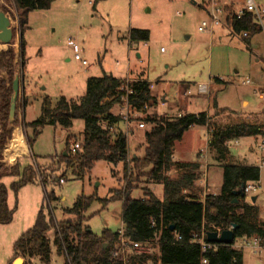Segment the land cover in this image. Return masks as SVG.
I'll use <instances>...</instances> for the list:
<instances>
[{"label": "rangeland", "instance_id": "374dc122", "mask_svg": "<svg viewBox=\"0 0 264 264\" xmlns=\"http://www.w3.org/2000/svg\"><path fill=\"white\" fill-rule=\"evenodd\" d=\"M255 1L264 5V0ZM90 3L94 1L55 0L49 9L29 14L28 25L22 36L25 43L24 67H21L19 59L15 66L16 72L20 73L24 81L29 102L23 115L26 122H32L41 116L44 98L49 97L53 104L61 97L74 100L81 98L86 93L89 78L120 75L130 69L135 74H144L149 82L156 84L158 105L150 113L177 116L172 115L177 113L176 108H165L162 104H166L167 100L171 104H175L176 100L178 102V89L181 92L183 89L189 90L196 97L199 86L210 83L213 86H210L209 93L199 95L204 98L203 103L190 106L186 111H206L213 116L215 111L223 110L218 118L213 117L215 119H212V123L224 127L248 124L264 128V33L247 43L248 47L232 35L231 38L225 36L220 40L216 29L214 34L209 30L200 32L201 23L209 20V16L192 0H105L96 5ZM0 8L8 15L15 33L13 44L0 45V51L13 47L19 56L20 33L15 22L16 8L12 0H0ZM133 29L149 31V41L131 43L128 35ZM69 39H74L79 44L82 59L87 61L88 66H83L74 59V54L68 47ZM0 78L8 80L5 72H1ZM163 90L167 93L164 92L166 96ZM21 93L23 95L20 84L16 112L19 125L14 128V133L25 123L20 125L19 121V110L24 106ZM245 102L247 105H244ZM115 109L116 116L124 117L127 114L123 106ZM134 119L136 118L124 121L121 125L128 137L130 167L133 155L143 154V133L147 129H139V124L132 121ZM84 128L82 120H75L69 131L44 128L33 142L35 159L30 152L26 159L7 157L13 133L4 151V160L1 161L5 165L2 173L8 174L19 162L20 170L31 168L34 178L32 183L22 187L18 193L14 192L11 185L19 181V178L6 177L0 181L8 189L7 206L13 212L11 223H0V264L10 263L14 244L33 228L42 208L48 220L52 217L55 222H63L73 219L66 210L73 208L78 199L92 197L94 202L84 213L85 225L91 232L100 237L104 230L117 233L122 228V201L113 199L127 187L128 177H125L124 166L102 161L96 163L91 172L79 177L60 161L67 140H71L70 145L81 141ZM28 133L31 136L30 130ZM211 138L212 134L207 128L194 127L186 132L182 143L176 144L174 155L185 161L194 160L199 151L198 156L205 155L203 173L199 179L203 181L201 187L208 194L220 195L223 168L210 150L208 141ZM258 139H241L238 144L231 141L229 148L236 163L260 167V188L252 197L256 198L254 205L259 209L257 223L262 225L264 153L257 149ZM169 175L175 177L177 174L171 171ZM60 179L65 183L61 184ZM152 187L154 186L148 183L138 182L134 196L142 197V190H152ZM155 193L161 199L162 187L155 188ZM50 194H53L54 199L47 202L45 196ZM100 200L109 202L104 206ZM47 236L52 241L54 231L51 230ZM156 249L157 242H154L150 246L154 255ZM242 250L245 253V264H264V252L253 255L247 249ZM65 262V257L53 249L50 264ZM33 264L42 263L34 260Z\"/></svg>", "mask_w": 264, "mask_h": 264}, {"label": "trees", "instance_id": "16d2710c", "mask_svg": "<svg viewBox=\"0 0 264 264\" xmlns=\"http://www.w3.org/2000/svg\"><path fill=\"white\" fill-rule=\"evenodd\" d=\"M54 1L12 0L20 33L19 56L13 47L0 51V74L5 72L8 77L7 81L0 78V181L6 177L19 178V181L11 185L15 193L32 183L34 178L31 168L20 170L19 162L8 174L2 173L5 166L1 162L4 160V151L12 139L14 128L19 125L16 116L13 129L8 128L12 83L16 73L15 58H19L23 68L25 43L22 36L28 25L29 14L49 9ZM93 1L96 5L105 0ZM226 10V22L231 28L237 33H249L247 43L252 37L262 33L254 23L252 15L248 14L238 20L231 8ZM128 38L131 43H145L149 41L150 33L147 30L133 29ZM216 81L220 82L219 79ZM150 86L148 81L133 80L127 83L126 78L112 75L89 78L86 82V93L81 98L74 100L61 97L56 104L49 97L44 98L41 116L34 122L23 123L22 130L29 152L35 159L32 152L33 142L44 128L54 127L69 131L75 120H82L85 124L82 148L73 153L70 150L71 140L68 139L65 149L67 155L64 152L60 156L61 163L79 177L91 172L98 162L104 161L115 166L122 164L125 177H128L127 187L113 200L122 201L124 236L143 245L157 242L156 254L141 253L128 248L125 262L120 256H115L120 245L118 233L104 230L100 237L94 235L85 225L84 216L94 198L82 197L73 208L66 210L73 219L63 222H55L52 217L48 220L42 208L33 228L14 244L13 257L9 264L19 257L25 259V264H33L34 260L50 264L53 249L65 257V264H201L204 257L210 264H245L243 250L236 249L235 246L243 238L264 239V224L257 223L259 209L253 203H247L245 196L234 195V192L242 185L259 182L261 172L258 166L236 163L228 144L235 140L264 137V128L248 124L218 126L212 123V117L206 112L174 117L150 113L158 105V98L152 94ZM124 99H127L132 113L141 115L132 121L139 125L144 124L143 128L138 125L139 129L147 128L143 133V154L133 155L131 167L128 163V137L121 126L124 124V117L113 114L117 106L124 107ZM145 106L148 110L143 109ZM194 127H205L211 131L209 147L215 160L223 168L220 195H207L202 198V191L196 188L201 176L199 162L181 163L173 159L176 144ZM110 128H114L115 132H111ZM28 130L32 132L31 136L27 134ZM171 171H177L178 174L171 177ZM138 182L161 186L162 198L151 189L142 190V197L136 198L133 192ZM7 197L8 189L0 183L2 224L11 223L13 217V212L7 206ZM45 198L49 202L54 196L50 194ZM99 202L106 206L109 201ZM234 225L237 226L234 231L235 240L230 246L218 244L216 250L203 254L198 245L190 244L193 235L223 232ZM171 226H174L173 230ZM51 230L54 231L52 241L47 236Z\"/></svg>", "mask_w": 264, "mask_h": 264}, {"label": "built area", "instance_id": "2783aa9c", "mask_svg": "<svg viewBox=\"0 0 264 264\" xmlns=\"http://www.w3.org/2000/svg\"><path fill=\"white\" fill-rule=\"evenodd\" d=\"M192 2L195 5L203 8L208 13L209 16V20L203 21L201 23V26L199 27L200 32H204L206 30L213 32L216 28L224 27L229 31L230 35H232L234 39L241 41L242 43H245L247 45L249 33L248 32L237 33L226 22V15H227L226 9L231 8L238 20L244 18L248 14L252 15L254 23L262 30V33H264V5L261 6L257 4L255 0H192ZM90 4L93 5V3ZM15 22L17 23V15ZM68 47L73 52L74 59L76 61L80 62L83 66H88L87 61L82 59L81 49L79 44L74 39L68 40ZM131 81L132 80L127 79V83ZM153 87L154 84H151L150 89H152ZM207 90L208 89L206 85L199 86V93L204 94L207 92ZM124 108L127 112V114L124 116L125 121H129L131 118L141 117L140 114L132 113L130 111V106L128 104L127 99H124ZM143 109L148 110V107L145 106ZM19 113H20L19 121L21 125L23 123L22 120L23 110L22 109L19 110ZM139 127L143 128L144 124L141 123ZM110 131L115 132V129L110 128ZM257 138H259L257 141V149L262 153H264V137H257ZM234 142L238 144L239 140H235ZM70 148L71 151L75 153L76 151L82 148V142L76 141L70 145ZM262 162H263L262 165L264 166V160H262ZM59 182L61 184L65 183L63 179H60ZM259 188H260L259 182H250L247 185H245L244 193L247 203H252V199H253L252 194L256 193ZM117 233L120 237V245L118 246V249L115 252V256L117 257L120 256L122 260H124V262H125L126 251L128 250V248H131L141 253H150V246L153 243H147L143 245L142 243L133 242L124 236L123 228H121ZM178 240L181 241L180 236H178ZM190 244L198 245L203 254L211 250H216L217 247L216 244H212L207 241V234L205 233L199 235L198 234L193 235ZM236 249H240V250L247 249L250 250V252L254 255L261 254L262 252H264V239L261 237L243 238L241 239L240 243L237 244ZM201 264H210V262L207 258L204 257L201 260Z\"/></svg>", "mask_w": 264, "mask_h": 264}, {"label": "crops", "instance_id": "0c3cea01", "mask_svg": "<svg viewBox=\"0 0 264 264\" xmlns=\"http://www.w3.org/2000/svg\"><path fill=\"white\" fill-rule=\"evenodd\" d=\"M216 32L218 33V35H219V39L220 40H222L223 39V37H225V36H228V37H230V34H229V31L226 29V28H224V27H220V28H216ZM212 34H214V31L213 32H211ZM261 34V33H260ZM257 35H259V34H257ZM257 35H255L254 37H252L251 38V40L249 41V43H251L252 41H253V38H255ZM20 38V37H19ZM19 38L17 39V41L19 42ZM231 38V37H230ZM18 42H16V44L18 45ZM18 48H19V45H18ZM112 75V74H111ZM112 76H114V77H118V78H126V79H130V80H144V81H148L147 79H146V77H145V75L144 74H142V73H140V74H135L134 72H132L130 69L129 70H127V71H125L124 73H121L120 75H112ZM20 84H21V90L23 89V95H22V93H21V95H22V97L23 98H21L22 99V101H23V108H22V110H23V115H24V113L26 112V108H27V106H28V97H27V93H26V88L24 87V81H23V79H22V77H20ZM149 82V81H148ZM150 84H154V82H149ZM156 85V84H155ZM154 85V87L151 89V92H152V94L154 95V96H156L157 98H158V96L156 95V93H155V86ZM207 92L206 93H204V94H207V93H209V88H210V86H213L212 84H210V83H208L207 85ZM183 89V88H182ZM22 92V91H21ZM165 92V90H163V93ZM178 93H177V99H178V102H177V100H176V103L175 104H171L168 100L166 101V104H162V106L163 107H169L170 109H172V108H176L178 111H177V113L176 114H174V113H172V115H184V114H199V113H202V112H206V111H201V112H198V113H192V112H189V111H186V108H189L190 106H197L198 104H200V103H203V101H204V98H201V96H199V95H203V94H201V93H199V91H198V96H196V97H193L192 95H191V91H187V90H185V89H183L182 90V92L178 89V91H177ZM166 93V92H165ZM164 93V95L166 96V94ZM182 93V94H181ZM180 94V95H179ZM159 96H161V94L159 95ZM260 98H263V95H260ZM165 105V106H164ZM244 105H247V103L245 102L244 103ZM149 112H151V110L149 111ZM116 113V109H114V111H113V114L114 115H116L115 114ZM206 113H208V112H206ZM209 114V116H210V114L211 113H208ZM212 115V114H211ZM219 111H215V113L213 114V116H211L212 117V119H213V121H214V119L215 118H213V117H216V118H218L219 116ZM40 117V116H39ZM38 117V118H39ZM37 118V119H38ZM37 119H35L34 121H36ZM22 120H23V122H26L25 120H24V117L22 116ZM34 121H32V122H34ZM26 123H31V122H26ZM223 126V125H222ZM20 130H21V128H22V126L21 127H18ZM14 133V132H13ZM21 134H22V130H21ZM186 134V133H185ZM22 136H23V134H22ZM23 138H24V136H23ZM24 140H25V143H26V145H27V142H26V139L24 138ZM184 141V139L182 140V141H180V143H182ZM209 142L210 141H208V144H209ZM200 152V151H199ZM199 152L197 153V155H196V157H195V159L194 160H192V161H185V160H181V159H177L176 157H175V155H174V157H173V159H174V161L175 162H181V163H192V162H199L200 164H201V169H200V173H203V164L202 163H204V161H203V158L204 157H206L205 155H200V156H198V154H199ZM175 153V152H174ZM27 156H29V149H28V146H27V152L26 153H24V154H22L21 156H17V158H27ZM17 158L15 159V162L17 161ZM206 161V160H205ZM174 173H176V174H178L177 173V171H174ZM201 184H203V181L201 180V181H198L197 183H196V188H198V189H200V191H202V198L203 197H205V196H207V195H212V194H208L205 190H203V188L201 187ZM159 186H154V187H152V191L153 192H155V188L157 189ZM213 196H216V195H213ZM122 228H123V224H122ZM237 247V244H236V246H235V248ZM249 252H250V250H248ZM150 252L152 253V251L150 250ZM251 253V252H250ZM245 254V253H244ZM252 254V253H251ZM262 254V253H261ZM254 255V254H253ZM258 255H260V254H258ZM25 261V260H24ZM26 262V261H25Z\"/></svg>", "mask_w": 264, "mask_h": 264}, {"label": "water", "instance_id": "95a60500", "mask_svg": "<svg viewBox=\"0 0 264 264\" xmlns=\"http://www.w3.org/2000/svg\"><path fill=\"white\" fill-rule=\"evenodd\" d=\"M11 21L6 14V12L0 8V43L2 45H12L14 42V30L11 25ZM18 57L15 58V62L18 61ZM20 93V73L16 72L14 74L13 83H12V96L10 101L9 108V118H8V128L13 129V126L16 122V112H17V103ZM66 156L67 153L65 152ZM245 185H242L241 188L234 192V195L245 196L244 193ZM237 202V200H235ZM256 202V198L252 199V203ZM237 228L236 225L232 226L231 229L225 230L223 232H209L207 233V241L216 245H232L235 240L234 231ZM171 229H174V226H171ZM25 264L24 259L17 258L12 264Z\"/></svg>", "mask_w": 264, "mask_h": 264}, {"label": "bare ground", "instance_id": "6f19581e", "mask_svg": "<svg viewBox=\"0 0 264 264\" xmlns=\"http://www.w3.org/2000/svg\"><path fill=\"white\" fill-rule=\"evenodd\" d=\"M0 45H2V44L0 43ZM26 152H27V148L25 145V140L21 134V130L19 128H17L15 133H14L13 141L7 149V157L8 158H12L14 156L17 157L20 154H24Z\"/></svg>", "mask_w": 264, "mask_h": 264}]
</instances>
